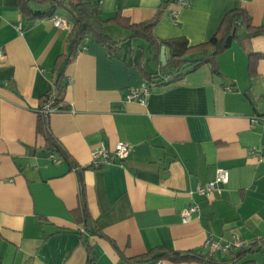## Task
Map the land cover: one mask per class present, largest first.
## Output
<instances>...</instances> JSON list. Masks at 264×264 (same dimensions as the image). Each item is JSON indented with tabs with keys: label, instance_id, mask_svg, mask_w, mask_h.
<instances>
[{
	"label": "crops",
	"instance_id": "1",
	"mask_svg": "<svg viewBox=\"0 0 264 264\" xmlns=\"http://www.w3.org/2000/svg\"><path fill=\"white\" fill-rule=\"evenodd\" d=\"M99 1L104 20L140 23L161 10L156 41L111 23L104 30L116 48L89 37L85 50L59 66L71 29L55 27L51 17L33 19L20 0H0V264H90L84 242L93 264H138L131 260L141 257L147 264L162 251L206 253L210 236L256 243L235 264H264V119L252 122L264 118V35L235 39L217 57L219 73L204 64L178 81L164 42H206L238 8L264 25V0H191L185 7ZM249 52L260 53L253 64ZM58 80L67 108L48 120L66 156L48 150L37 132L38 110ZM145 83L153 85L146 103L128 100ZM120 142L131 145L128 158L89 168L101 143L113 149ZM218 167L229 170V181L200 195L197 186L214 180ZM83 203L86 221L79 220ZM194 203L199 211L184 222L182 211ZM233 256L160 260L230 264Z\"/></svg>",
	"mask_w": 264,
	"mask_h": 264
},
{
	"label": "trees",
	"instance_id": "2",
	"mask_svg": "<svg viewBox=\"0 0 264 264\" xmlns=\"http://www.w3.org/2000/svg\"><path fill=\"white\" fill-rule=\"evenodd\" d=\"M20 6L23 12L35 18L52 17L60 9L66 16V20L71 25L69 43L70 52L68 55L62 56L59 60L60 65L72 60L75 56L79 44L84 40H88L89 37L92 40L101 43L102 45L110 48H116L117 42L113 40L109 34L105 32V26L111 23H121L130 29L132 36H142L149 40L151 44L156 41L153 34V28L162 16V11L159 10L156 16L151 19L140 23H130L129 20H122V18L114 17L111 19H102L101 7L99 0H20ZM258 35H264V25L256 26L252 23L251 17L247 10L244 8H238L229 11L221 21V24L215 34L206 42L191 45L187 38L179 37L165 40L170 49V55L166 66L171 71L178 72L172 81L180 80L185 74L195 71L204 64H209L214 72L219 73V66L217 57L222 52L229 49L235 39H251ZM88 38V39H87ZM251 58V64L255 59L260 56V53L249 52ZM181 72V70H183ZM151 81L157 79L156 74L148 76ZM62 92L63 85L60 80L55 82V89H51L49 93L44 97V102L52 101V106L57 110L67 108L65 104H62ZM42 106V105H41ZM38 123L37 132L41 134L46 140V148L52 151L53 154L58 153L61 156H66V153L56 136L54 135L50 124V113H44L40 109L38 110ZM89 168H94L89 166ZM80 181V193L84 201V180L82 175H79ZM81 218L79 220H88V211L85 203L81 208ZM264 240V237L261 239ZM89 252V263L93 264L95 257L90 245L84 242ZM255 244L249 246L245 245L240 251L233 253L232 263L235 264L243 254L254 249ZM163 258H169L174 261L194 259L199 261H211L213 260L211 255L207 252H177V251H162L153 257L154 260H160ZM133 263H143L145 258L131 260Z\"/></svg>",
	"mask_w": 264,
	"mask_h": 264
},
{
	"label": "built area",
	"instance_id": "3",
	"mask_svg": "<svg viewBox=\"0 0 264 264\" xmlns=\"http://www.w3.org/2000/svg\"><path fill=\"white\" fill-rule=\"evenodd\" d=\"M176 2L185 7L190 4L191 0H176ZM55 27L59 29L70 28V23L66 20L65 17L59 14H55L51 17ZM88 39V38H87ZM87 47L85 44L81 43L78 46V51H83ZM3 56V53L0 52V58ZM152 86L149 83L143 84L140 88L131 89L128 94V100H137L138 102L145 104L147 96L151 93ZM55 89V86L52 87ZM41 110L44 113H51L57 110L56 107L52 106V101L44 102L41 106ZM264 118L262 116H255L252 119L253 123H257ZM132 151L130 144L125 142H120L115 145L113 149L107 148L103 143H101L92 153V162L91 166L94 168L104 167L110 164H113L115 161H122L129 157ZM254 152V151H253ZM53 159L58 161L53 155ZM262 160V158H259ZM229 181V170L225 167H218L216 170V177L214 180L209 181L205 184H199L196 188V191L205 197H209L214 191L218 190L221 185L226 184ZM199 211V205L197 203L192 204L188 208H185L182 211V219L184 222L191 221L193 214ZM204 246L208 249L207 253L209 255L213 254L216 251L223 252L225 254H233L234 252L242 249L245 246V243L239 237L234 236L231 240H216L212 236L208 237L205 240ZM147 264H162L161 260H155Z\"/></svg>",
	"mask_w": 264,
	"mask_h": 264
},
{
	"label": "rangeland",
	"instance_id": "4",
	"mask_svg": "<svg viewBox=\"0 0 264 264\" xmlns=\"http://www.w3.org/2000/svg\"><path fill=\"white\" fill-rule=\"evenodd\" d=\"M59 11H61V10L59 9Z\"/></svg>",
	"mask_w": 264,
	"mask_h": 264
}]
</instances>
